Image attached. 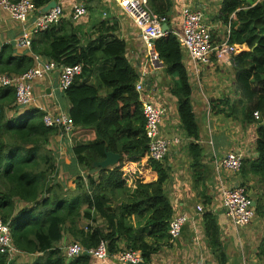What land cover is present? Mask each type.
<instances>
[{"label":"trees","instance_id":"trees-1","mask_svg":"<svg viewBox=\"0 0 264 264\" xmlns=\"http://www.w3.org/2000/svg\"><path fill=\"white\" fill-rule=\"evenodd\" d=\"M53 1L62 0H32L38 14ZM219 18L231 25V43L249 50L231 61L232 92L237 100L226 99L227 107L221 112L212 101L211 110L257 130L258 156L248 167L243 160L241 171L257 178L261 189L256 190L255 209L264 220V0H223ZM79 30L71 19L62 20L34 35L30 55L17 56L10 44L1 49L0 75L23 74L35 66V56L60 66L82 65L83 71L63 93L70 104L67 113L74 130L70 135L72 161L62 166L78 173L74 190L58 180L62 159L58 161V154L50 151L60 130L46 127L44 113L38 109L21 115L14 90L0 86V215L10 223L13 244L21 255L37 256L31 264H101L88 254L68 260L60 247L65 232L87 250L107 243L111 259L124 243V249L140 251L142 260L152 264L153 255L171 240L168 230L174 208L165 191L169 170L150 157L143 105L136 90L139 77L128 60L126 44L106 40L117 28L101 23L84 40ZM154 44L167 73L178 77L171 94L178 100L181 128L193 141L188 148L198 189L210 179L211 169L203 163L202 128L184 52L173 35ZM105 63L111 67H103L93 76ZM106 150L120 155L119 164L95 168L96 162L105 160ZM130 168L136 170L135 179L128 173ZM206 210L202 217L206 245L218 264H228L218 218L210 208ZM97 218L106 223V230L97 225ZM16 258L0 253V264H19ZM257 258L264 263V239L258 244Z\"/></svg>","mask_w":264,"mask_h":264},{"label":"crops","instance_id":"crops-1","mask_svg":"<svg viewBox=\"0 0 264 264\" xmlns=\"http://www.w3.org/2000/svg\"><path fill=\"white\" fill-rule=\"evenodd\" d=\"M148 2L154 13L163 14L168 18L169 30L178 35L183 33L181 15L185 7H200L204 11L209 25L213 28L214 35L219 39L225 37L228 31L227 27L230 25L223 24L219 18L223 0H148ZM62 4L66 8L63 21L69 19L75 5H81L87 9V15L75 22V25L80 29L79 36L82 40L88 35L94 34L95 28L99 27L101 23L117 28L113 36H106V40L119 39L125 42L128 60L139 77L137 84H142L144 88L138 92L142 105L151 103L156 107L164 108L166 115L160 125L161 133L168 139L177 138L180 140V144L171 148L164 162L169 170L165 191L174 208L173 217L187 214L189 220L184 225L178 239H171L159 253L153 255L152 264H218L206 245L203 215L198 212V207H204L205 210L209 207L218 218L224 251L229 259L228 264H264L257 258L258 244L264 236L258 232L255 233L257 229H253L256 227L254 225L257 224V221L261 219L257 217L254 223L247 228L254 235L252 238L242 233L243 230L239 233L234 230L222 207V187L243 184L253 200L257 194L256 190L261 189L257 185L258 181L246 172L233 173L224 169H221L220 172L217 170V164L228 152L233 151L242 155V159L248 162L247 167L258 156L256 152L257 130L255 128L244 127L240 120L227 118L211 110L212 101H215L213 104L216 107L214 108L221 112V109L227 107V104H224L226 99L230 98L234 102L237 100L236 96L229 93L233 89L230 77L234 76V72H231L229 68V66L233 67L231 61L225 64L214 62L210 66L201 67L196 73L193 64L184 53V63L194 86V94H197L195 88H198L199 92L197 98L194 94L192 97L195 113L198 117L199 115L206 117L203 127L200 126L203 136L200 143L204 147L203 163L209 165L211 169V177L209 176L210 179L207 180L205 187L200 184L196 189L188 148L193 141L181 128L178 100L171 94L172 83L178 77L167 73L166 66L160 60L155 49V44L150 46L145 44L141 30L127 14L118 8L113 0H62ZM231 19H235V17L233 16ZM21 32V24L10 18L0 19V50L5 44L15 47V42ZM16 50L18 53L19 50L17 48ZM248 50V47L245 46L242 52ZM101 66L111 67V63ZM89 79L90 82H94L93 77ZM37 88L39 92L36 94L40 95L39 98L46 100L53 96L54 91L56 92L58 89V73L54 72L40 80L37 83ZM44 93L47 94V97L43 96ZM45 106L52 108L51 111L54 113L63 112V110H66L67 113L70 110V104L64 95L59 98L58 103L52 102ZM54 142L57 146L68 143L71 149L70 136L63 133L61 136L58 135ZM68 154L70 153L66 151V155ZM69 162L66 159V163L70 164ZM207 200L210 201V204H205ZM99 222V226L106 230V223ZM110 262L107 264L115 263L111 260Z\"/></svg>","mask_w":264,"mask_h":264},{"label":"built area","instance_id":"built-area-1","mask_svg":"<svg viewBox=\"0 0 264 264\" xmlns=\"http://www.w3.org/2000/svg\"><path fill=\"white\" fill-rule=\"evenodd\" d=\"M141 30L142 38L147 46L153 45L155 41L166 38L170 35L176 37L190 59L195 72L204 66L225 64L242 52L245 46L232 44L231 25L224 38L219 39L213 33V28L209 25L204 11L200 7H185L182 10L181 35L173 31L164 32L163 26L167 24L168 18L153 12L149 7L148 0H113ZM0 8L6 11L10 18L22 25L21 35L15 42V47L21 51H29L32 46L34 35L59 25L65 17V8L62 1L57 2V6L45 14H38L32 0H20L11 2L10 0H0ZM35 15V16H33ZM87 15V9L81 5H75L69 15L73 22L81 20ZM83 71L82 65L60 66L56 62L46 61L42 57L36 58V65L21 75L1 74L0 86L11 88L15 92L16 106L22 109L31 108L36 102L34 87L39 80L47 78L54 72L58 73V89L63 93L70 89L76 77ZM142 84L136 85V90H143ZM42 99V98H40ZM143 114L145 118V133L149 141V154L156 162H165L167 155L174 145L180 144V140L168 139L161 133L160 125L166 115L164 108L156 107L154 104H143ZM256 120H260L259 113L254 114ZM44 124L48 128H58L63 134L70 136L74 130V123L68 113L60 112L49 114L43 118ZM242 155L235 152H228L217 164V170L221 169L238 173L242 168ZM222 207L224 214L229 219L233 228L238 233L249 228L256 220L257 213L253 207V199L243 184H233L222 187L221 190ZM198 212L202 215V207H198ZM187 214L175 216L169 223V235L172 240H176L181 235L184 225L188 222ZM63 252L68 260H74L85 252L94 261L107 264L111 259L107 243L102 242L98 247L90 250L85 249L78 243H71L63 247ZM0 253L14 258L16 255L22 256L13 244L11 225L3 221L0 215ZM119 264H138L142 262L140 251L127 250L119 252L114 258Z\"/></svg>","mask_w":264,"mask_h":264},{"label":"rangeland","instance_id":"rangeland-1","mask_svg":"<svg viewBox=\"0 0 264 264\" xmlns=\"http://www.w3.org/2000/svg\"><path fill=\"white\" fill-rule=\"evenodd\" d=\"M68 8V7H67ZM66 9V8H65ZM68 11H70V9H67ZM33 16H35V15H33ZM8 18H10V16H9V14L6 12V11H4L3 9H1L0 8V19L1 20H5V19H8ZM11 19V18H10ZM12 20V19H11ZM21 35V34H20ZM19 35V36H20ZM18 36V37H19ZM4 47V46H3ZM2 47V48H3ZM32 47V46H31ZM1 48V49H2ZM0 52H1V50H0ZM24 54H26V55H30L31 54V49L29 50V51H27V50H21V51H18V53H17V56H23ZM37 57H40V56H35V60H36V58ZM36 65V64H35ZM102 66L100 65V66H98L96 69H95V71H94V73H93V76H96V74L97 73H99L101 70H102ZM229 68H230V71L232 72L233 71V69H232V67L231 66H229ZM40 82V80L37 82V83H39ZM37 83H36V86L34 87V92H35V96H36V100H37V102L31 107V108H28V109H20V111H19V113L21 114V115H24V114H26L27 113V111L29 110V109H38V110H40L41 112H43L44 113V115H43V118L44 117H46V116H48L49 114H54V112L53 111H51V109L52 108H49V107H47V106H45L46 104H50V103H52V102H54V103H58L59 102V98L60 97H62V95H64L63 94V92L62 91H60L59 89H56V92L54 91V93H53V96H51V97H49L48 99H40L39 98V96L36 94V93H38L39 92V90H38V88H37ZM230 83H231V85H233V83H234V78H231L230 77ZM231 85L229 86V90H230V88H231ZM56 87V86H55ZM195 92L198 94L199 92H198V88L196 89L195 88ZM230 93V95H233L234 96V94H233V92L232 91H230L229 92ZM197 94H194L195 95V97L197 98L198 97V95ZM229 95V94H228ZM44 97H47V94H45L44 93V95H43ZM63 112L64 113H66V110H63ZM15 112H13L12 113V115L14 114ZM57 113H60V111L59 112H57ZM197 121H198V123H199V125L201 126V127H203V124L205 123V121H206V117L205 116H200L199 115V117H198V115H197ZM59 136H61L62 135V132L60 131L59 133ZM57 136L58 135H56L55 137H54V139L53 140H56V138H57ZM57 147H58V149H57ZM50 151H52L53 153H55V154H58V161L60 160V159H62V160H60L59 162H60V165L58 166V168H59V176H58V180H60V182L61 183H64L66 186H67V188H69V189H72V190H74L75 188H76V177H77V174L78 173H74V172H72L71 170H67V171H65L64 170V168L65 167H63L62 165H66L67 163H66V159H68L70 162L69 163H71V160H72V154H71V149H70V146L68 145V143H66L65 145H63V146H57L56 145V142H52L51 143V145H50ZM66 151L67 152H69L70 154H68V155H66ZM61 162H63L62 164H61ZM79 173H80V175L81 176H84V177H86L87 175V173L86 172H80L79 171ZM129 175H130V177H131V179H135L137 176H134L135 174H136V170L134 169V168H130V170H129ZM239 173V172H238ZM255 180H257V178H255ZM257 184H258V182H257ZM254 196V195H253ZM252 196V197H253ZM209 208V207H208ZM202 209H203V212H206L207 210H205L204 209V207H202ZM211 211V210H210ZM203 215V214H202ZM98 219V222H97V225L99 226L100 225V222L99 221H101L99 218H97ZM257 219V218H256ZM86 224H87V221H84ZM134 225L136 224V222L132 219V221H131ZM92 226H95L96 227V224H95V222H92ZM254 226H256L255 228H253V229H257V231L255 232V233H260L261 234V236L263 235L264 236V220H258L257 221V224L256 225H254ZM80 228H82L81 226H80ZM242 232V231H241ZM242 233H244L245 235H248V236H251L252 238H254V235H252L251 233H250V230H248V229H245V230H243V232ZM258 237V236H257ZM262 239H264V237L262 238ZM261 239V240H262ZM71 243H78V244H80V242L79 241H77V240H75L74 239V236L72 235V234H70V233H68V232H65V236H64V239H63V241L60 243V247H61V249H63V247L64 246H67V245H69V244H71ZM81 245V244H80ZM121 249H122V251L121 252H124V251H127L126 249H124V243H121ZM17 257V258H16ZM14 258H16V259H18L19 260V264H31V263H33L36 259H37V256H26V255H22V256H20V257H18V255H16ZM112 262H115V263H113V264H119L115 259H114V257H113V259H110ZM110 260H109V262H110ZM111 263V262H110Z\"/></svg>","mask_w":264,"mask_h":264},{"label":"water","instance_id":"water-1","mask_svg":"<svg viewBox=\"0 0 264 264\" xmlns=\"http://www.w3.org/2000/svg\"><path fill=\"white\" fill-rule=\"evenodd\" d=\"M56 6H57L56 1L51 2L41 11V14L47 13L49 10L55 8ZM163 30H164V32H168L169 26L167 24H165L163 26ZM119 162H120V155L119 154L106 150L105 160L102 162H96L94 164V167L95 168L108 169V168H112V167L117 166L119 164ZM253 207H256V202H253ZM84 254H88V253L85 252ZM130 264H132V263H130ZM138 264H146V263L144 261H142Z\"/></svg>","mask_w":264,"mask_h":264}]
</instances>
